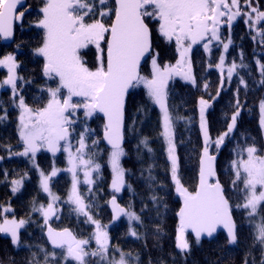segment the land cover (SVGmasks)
<instances>
[{"label":"snow or ice","instance_id":"1","mask_svg":"<svg viewBox=\"0 0 264 264\" xmlns=\"http://www.w3.org/2000/svg\"><path fill=\"white\" fill-rule=\"evenodd\" d=\"M258 4L259 0H256V6L253 0H243V3L241 0H42L40 17L35 26L43 29V42L34 51L43 57L42 75L46 80L54 81L56 86L46 85L41 89L47 93V102L42 107H30L20 95L22 87L17 82L31 81L18 75L20 65L16 56L9 53L0 58V67L7 69V77L0 81V88L10 87L13 103L20 109L18 135L23 145V151L13 152L10 145L6 146V151L9 156L29 157L33 162L41 149L53 155L66 152L69 167L63 171L71 173L72 183L63 203L73 206L71 210L77 217L83 216L84 223L92 224L94 231L88 238H79L68 228L56 230L51 227L48 221L60 211L58 202L61 197L52 191L50 181L61 169L53 167L47 174L40 171V188L51 198V202L45 206L33 201L32 211L43 216L53 250L41 247L43 259L32 253L28 264H140L139 255L125 253L118 245H113L108 226L94 218L95 203L92 198L95 193L92 186L101 174L102 166L97 158L102 139L110 146L108 164L112 171L110 188L113 195L109 204L114 219L124 216L130 224L143 223L141 216L130 205L122 207L115 195L126 187L131 190V185L126 183V169L121 163L127 155L124 147L125 102L130 90L141 86L146 89L151 102L159 107V136L166 145L174 191L182 198V206L176 213V248L187 253L190 251L189 233L194 234L199 243L202 237L211 238L220 229L226 231L228 245H237V224L232 216L235 207L245 211L252 232V245L243 264H264V149L257 147L255 142H245L234 149L230 185L242 193L241 202L230 203L217 173V155L225 139L236 129L237 118L243 108L239 98L240 88L236 89L234 110L226 130L216 137L210 134L205 117L206 110L211 107L210 100H199V127L203 143L198 159L197 183L191 190L179 176L175 139L176 123L180 120L190 123V120L173 114L168 105V85L174 77H181L193 86L197 84L190 58L192 47L196 44H201L204 52L209 54L208 68L215 67L220 73L216 96L209 94L211 100L218 98L220 90L234 76L238 78L239 85L248 88L239 71L249 68L244 63L242 52L239 64L232 60L226 67V54L233 40L230 34L222 37L221 28L226 25L230 32L233 22L243 17L250 32L256 33L252 39L264 46V10ZM26 12L28 7L23 0H0V39L8 41L13 38L17 24H23ZM154 31L174 45L178 53L174 64L158 62L159 53L153 48ZM213 43L222 50L215 63L211 62ZM89 49H94L91 66L87 59ZM149 61L151 72L144 75L142 62ZM256 64L260 75L257 83L264 86V63L257 59ZM203 87L207 91L208 83L205 82ZM258 107V123L264 130V99L260 100ZM0 111L3 112L0 122H3L7 119V109ZM93 117L104 121L102 137L97 136L96 130L87 124ZM140 144L149 153L153 151L148 138L142 139ZM3 159L0 156V160ZM34 166L38 167L35 163ZM80 171L83 179L78 175ZM147 172L149 179L154 180L152 167ZM26 177L27 173H24L18 179L9 181L13 193L22 188ZM81 184L87 186L83 192L79 188ZM150 199L155 204L160 197L153 194ZM8 213H13L11 218ZM29 222L30 218H15L10 204H0V233L10 236L13 245L25 246L20 230ZM129 234L140 238L131 226ZM257 248L258 259L252 253V249Z\"/></svg>","mask_w":264,"mask_h":264},{"label":"trees","instance_id":"2","mask_svg":"<svg viewBox=\"0 0 264 264\" xmlns=\"http://www.w3.org/2000/svg\"><path fill=\"white\" fill-rule=\"evenodd\" d=\"M29 6L33 8L32 13L25 16V21L21 27L16 29V37L11 45L0 43V57L9 53L16 56L20 67L18 75L31 83L20 82L26 103L33 108L42 107L47 99V93L42 92L43 87L51 86L53 83L45 82L42 75L43 61L36 55L35 49L43 42V29L36 27V22L40 15L36 14V8L40 7L28 0ZM243 3V0H241ZM256 6V0H253ZM264 10V0H259L258 4ZM231 35L233 44L226 54V67L228 63L235 60L240 63L241 52L244 55V63L249 65L248 69H240V74L248 83V88L244 89L239 85L238 78L233 77L230 83L220 90L218 98L216 96L220 83V73L215 67L208 68L209 54L204 52L201 45L194 47L191 60L193 71L197 79V84L182 79H174L168 85L169 98L168 105L173 114L190 120H180L175 125L177 155L179 157V176L181 182L191 190L195 187L199 172V153L203 143L202 131L199 127V100L209 99L211 107L206 110L205 117L209 132L212 137L226 130V125L234 110L236 89L240 88L239 98L243 108L237 118V125L234 132L226 138L224 146L220 149L217 162V173L221 183L224 185L226 196L230 203L235 205L240 201L242 193L234 190L230 185V163L235 158L234 149L237 145H244L245 142H255L257 147L264 149V130L259 126V102L264 99V86L257 83L260 79L256 60L264 63V46L252 39L256 35L255 31L249 30V26L244 23V18L240 17L232 25L229 32L227 27L222 28V37ZM19 45V47H17ZM153 48L159 53L158 62L175 63L178 53L174 45L167 43L155 31L153 32ZM211 62H217L222 50L216 46L212 47ZM148 63L142 67V73H148ZM208 83V90L205 91L203 85ZM8 93L7 95H9ZM3 94L1 100L4 102L9 112L7 119L0 122V204L9 205L14 210L17 219H29L30 222L21 229V241L24 247H17L11 243V238L0 233V264H28L32 258V253L43 259L40 248L43 247L52 251L48 245L44 231V218L39 212H33V201L37 205L47 206L49 196L40 188V171L46 174L53 167L62 168L64 161L61 158H54L51 154L41 152L35 157L33 162L29 157L9 156L6 146H11L13 152L23 151V145L18 135V113L11 108L13 100L10 96ZM5 99L9 103H5ZM3 107V105H2ZM11 108V109H9ZM0 109H2L0 107ZM140 109H143L142 111ZM0 115L3 112L0 111ZM135 121V124H133ZM103 119L95 118L96 135L101 137ZM161 130V113L159 107L154 105L147 96L143 87L134 89L129 94L126 102V132L125 150L127 155L121 160L122 166L126 169V183L131 185V190L126 187L120 195V203L136 211L142 218L143 223H136L135 229L140 238L137 239L129 235L128 225L121 221L113 223L108 207V200L112 196L109 191L112 172L108 164L109 149L101 141L102 154L99 158L101 164V174L97 179V189L100 193H106L102 198L93 197L95 207L99 209V219L105 225L110 224L109 236L113 245H118L125 253L131 252L133 256L139 255L140 264H243L244 257L248 254L252 245L251 226L248 217L243 209L233 207L232 214L237 224L238 244L228 245L224 233H220L213 240H201L199 243L188 234L190 251L182 253L176 248V229L178 217L176 213L182 205L181 197L174 191V184L170 178V163L166 155V145L159 136ZM148 138L150 147L153 149L149 153L141 144V140ZM140 145V147H137ZM38 165V167H35ZM152 167L154 180L148 177L147 169ZM5 173L7 177L5 178ZM27 173L22 188L13 193L9 181L18 179ZM52 191L61 197L59 203V218L51 222V226L58 230L64 228L71 229L78 237L85 235L79 232L81 225H75V220L68 216L70 212L66 200L70 182L65 174H60L50 181ZM155 194L160 200L155 204L150 197ZM128 201V203H127ZM130 202V203H129ZM11 218L13 213H8ZM95 215V214H94ZM82 224V223H81ZM159 228V231H157ZM253 255L259 258V251L252 249ZM94 264V262H93Z\"/></svg>","mask_w":264,"mask_h":264},{"label":"rangeland","instance_id":"3","mask_svg":"<svg viewBox=\"0 0 264 264\" xmlns=\"http://www.w3.org/2000/svg\"><path fill=\"white\" fill-rule=\"evenodd\" d=\"M240 17H238L234 22H233V24H235L237 21H238V19H239ZM232 24V25H233ZM224 27H227L226 25L225 26H223L222 28H224ZM222 28H221V35H222ZM197 45H201V44H196V45H194L193 47H192V51H193V49H194V47H196ZM215 45V43H213V45H212V47ZM192 51H191V53H190V58H191V54H192ZM93 53H94V49H89L88 50V56H87V59L89 60V64H90V66H91V63H92V60H93ZM40 57V56H39ZM0 58H2V57H0ZM41 59H42V61H43V57H41ZM172 64H174V63H172ZM18 70V69H17ZM148 73L147 74H145V75H149L150 74V72H151V64H150V61H149V63H148ZM6 77H7V69L6 68H2V67H0V81H2V80H4V79H6ZM174 79H181V77H174L172 80H174ZM172 80H170L169 81V83L172 81ZM183 80V79H182ZM45 82H47V83H53V87H55L56 85H55V82L54 81H50V80H46V78H45ZM18 86H20V82H19V80H18ZM142 87V86H141ZM146 90V89H145ZM8 93H10L9 95H7ZM3 94H6L7 96H10L11 98H12V100H13V96H12V92H11V89H10V87H4V88H0V107L3 109V108H6V107H4V102H3V100H1V98L3 99V97H2V95ZM25 99V98H24ZM46 102H47V99H46ZM45 102V103H46ZM5 103H9L6 99H5ZM25 103H26V100H25ZM27 104V103H26ZM2 105H3V107H2ZM11 108L12 109H14L15 111H16V113H18V117H19V113H20V109L18 108V107H16L15 105H14V103H12V105H11ZM11 108H9V109H11ZM9 112V110H7V113ZM95 118L96 117H93L92 119H90V120H88L87 121V124H88V126H90L92 129H95ZM83 116L82 115H80V120L81 121H83ZM79 128H80V125L78 124L77 125V130L79 131ZM96 130V129H95ZM231 135V134H230ZM101 137H102V134H101ZM226 140V139H225ZM101 141H102V139L100 140V143H99V145H98V151H99V156H98V158H97V162L99 163V158H100V156H101V154H102V149H101V147H102V145H101ZM22 143V142H21ZM73 143H74V141H73ZM102 143H103V141H102ZM104 144V143H103ZM224 145H222L221 146V148L223 147ZM220 148V149H221ZM41 152H46V153H49V154H51L55 159L56 158H61V159H63V161H64V166L62 167V168H58V169H61V171L60 172H58V174H57V176H59L60 174H65L67 177H68V179H69V182H70V187H69V191H70V189H71V183H72V178H71V173H69V172H67V171H63V169H66V168H68L69 167V164H68V154L66 153V152H63V151H60V152H57L55 155H53L51 152H48V151H46L45 149H41L40 151H38L37 153H36V155H35V157L38 155V154H40ZM170 163V162H169ZM110 169H111V167H110ZM112 172V171H111ZM78 175L80 176V178L81 179H83V173H82V171H80V172H78ZM95 175L96 174H94V178H95ZM57 176H55V177H53V178H56ZM86 185H83V184H81V185H79V188H80V190L83 192L85 189H86ZM92 188H93V192L95 193V196L94 197H96V198H102V196L104 197L105 195H106V193H100L99 191H98V189H97V182H96V184L95 185H93L92 186ZM69 191H68V193H69ZM109 191H110V193H112V190H111V188L109 187ZM124 191H126V188L124 189V190H122V192H120V193H116L115 195H116V197H117V199L119 200V202H120V195L124 192ZM68 193H67V195H66V198L65 199H67V196H68ZM110 195H113V194H110ZM111 198V197H110ZM109 198V199H110ZM182 200V199H181ZM49 201L51 202V198L49 197ZM108 202H109V200H108ZM59 203L60 202H58V206H59ZM127 203H128V201H127ZM130 203V202H129ZM64 204H66V203H64ZM68 205V207H69V210H70V212H67V215L65 216V218H67L68 219V216L70 217V218H72V219H74L75 220V225H76V227L78 228V224L79 225H81V228L82 229H79L78 228V230H79V232H81V233H83L85 236L83 237V238H88L90 235H91V233L94 231V226L92 225V224H90V223H84V217L83 216H79V217H77V214L75 213V212H73L71 209H72V207L73 206H71V205H69V204H67ZM131 206V205H130ZM124 207H126V206H124ZM59 208H61L60 206H59ZM58 212H60V211H58ZM95 214V215H94ZM94 214H93V216H94V218L95 219H98L100 222H101V220L99 219V209H98V207L96 206V210H95V212H94ZM59 216H60V214L59 213H57V216H53L49 221H48V223L51 225L52 223L51 222H53L54 220H56V219H58L59 218ZM58 217V218H57ZM124 221V223L126 224V225H128V228H130V226L132 227V228H135V225H136V222H131V224H130V222L128 221V219H127V217H125V219L123 220ZM82 223V224H81ZM101 224L102 225H105L103 222H101ZM105 226H108L107 227V231L109 232L110 231V224L109 225H105ZM44 227H46L45 225H44ZM128 233H129V229H128ZM3 235H5V234H3ZM130 235V234H129ZM5 236H7V235H5ZM8 237H10V236H8ZM11 238V237H10ZM79 238H82V237H79ZM112 243V242H111ZM93 247H95V244H94V242H93V245H92Z\"/></svg>","mask_w":264,"mask_h":264},{"label":"water","instance_id":"4","mask_svg":"<svg viewBox=\"0 0 264 264\" xmlns=\"http://www.w3.org/2000/svg\"><path fill=\"white\" fill-rule=\"evenodd\" d=\"M23 3H24V5H26V4H27V0H23ZM18 10H19V8H18ZM28 12H31V9H28ZM17 26H21V24H17ZM17 26H16V27H17ZM15 32H16V30H15ZM14 39H15V33H14V36H13V38H12L11 40H8V41H4L3 39H0V40L2 41V43H3L4 45H11V44L14 42ZM144 64H145V62H142L141 70H142V67H143ZM131 91H132V90H130L129 94L131 93ZM128 97H129V95H128ZM128 97L126 98V102H127ZM126 102H125V125H126ZM102 141H103V140H102ZM103 143H104V145L106 146V148L109 149L110 146H108V145L106 144L105 141H103ZM124 145H125V140H124ZM218 159H219V155H217V162H218ZM217 162H216V165H217ZM110 199H111V198H110ZM110 199H109V200H110ZM181 199H182V198H181ZM117 202H118L122 207H124V206L119 202L118 199H117ZM181 206H182V205H181ZM108 207H109V210H110V213H111V216H112V221H113V223H115V224L120 223V222L125 218L124 216H122V217H120L118 220H117V219H114V213H113V210H112L111 205L109 204V202H108ZM232 216H233V214H232ZM233 219L235 220L234 216H233ZM235 222H236V221H235ZM51 227H53V226H51ZM53 228H54V227H53ZM54 229H56V228H54ZM68 229H69V228H68ZM56 230H58V229H56ZM70 230H71V229H70ZM71 231H72V230H71ZM221 232L224 233V234L226 235V231L223 230V229H220V230L217 231V233L214 234L213 237H211V238H208V237H202L201 240H213V239H215V238H216ZM73 233H74V232H73ZM74 234H75V233H74ZM189 234L192 235V237L195 239L194 234H192V233H189ZM44 235H45V238H46V241H47L48 245L50 246L51 249H53V248H52V245H51V243H50V241H49L48 238H47V228H46V227H45ZM201 240H200V241H201ZM56 251H59V250H56Z\"/></svg>","mask_w":264,"mask_h":264},{"label":"flooded vegetation","instance_id":"5","mask_svg":"<svg viewBox=\"0 0 264 264\" xmlns=\"http://www.w3.org/2000/svg\"><path fill=\"white\" fill-rule=\"evenodd\" d=\"M29 3H30V2L27 0V4H26V6L28 7V9H31V12H26V13H25V16H26L27 14L32 13V11H33V8H32L31 6H29ZM32 3L35 4L36 6H38L39 3H40L39 6L41 7V5H42V0H33ZM40 7L36 8V10H35V11H36V14H38V15H40V13H39V8H40ZM19 10H21V9H19ZM24 21H25V19H24ZM23 23H24V22H23ZM22 25H23V24H22ZM22 25H21V26H22ZM21 26H17V27H21ZM17 27H16V29H17ZM15 37H16V32H15ZM0 43H2L1 40H0ZM17 73H18V72H17Z\"/></svg>","mask_w":264,"mask_h":264}]
</instances>
